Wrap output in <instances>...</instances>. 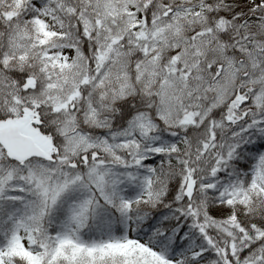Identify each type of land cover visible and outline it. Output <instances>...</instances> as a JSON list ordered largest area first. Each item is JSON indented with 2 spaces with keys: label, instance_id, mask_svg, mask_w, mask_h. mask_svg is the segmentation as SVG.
<instances>
[{
  "label": "snow or ice",
  "instance_id": "snow-or-ice-1",
  "mask_svg": "<svg viewBox=\"0 0 264 264\" xmlns=\"http://www.w3.org/2000/svg\"><path fill=\"white\" fill-rule=\"evenodd\" d=\"M0 264H264V0H0Z\"/></svg>",
  "mask_w": 264,
  "mask_h": 264
}]
</instances>
